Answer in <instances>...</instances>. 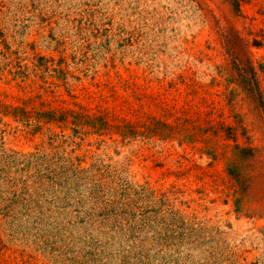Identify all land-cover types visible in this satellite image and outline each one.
<instances>
[{
  "label": "rangeland",
  "instance_id": "obj_1",
  "mask_svg": "<svg viewBox=\"0 0 264 264\" xmlns=\"http://www.w3.org/2000/svg\"><path fill=\"white\" fill-rule=\"evenodd\" d=\"M0 264H264V0H0Z\"/></svg>",
  "mask_w": 264,
  "mask_h": 264
},
{
  "label": "trees",
  "instance_id": "obj_2",
  "mask_svg": "<svg viewBox=\"0 0 264 264\" xmlns=\"http://www.w3.org/2000/svg\"><path fill=\"white\" fill-rule=\"evenodd\" d=\"M237 148V147H236Z\"/></svg>",
  "mask_w": 264,
  "mask_h": 264
}]
</instances>
